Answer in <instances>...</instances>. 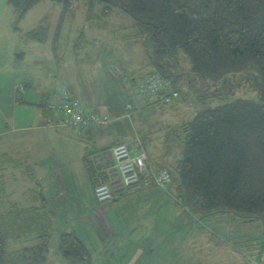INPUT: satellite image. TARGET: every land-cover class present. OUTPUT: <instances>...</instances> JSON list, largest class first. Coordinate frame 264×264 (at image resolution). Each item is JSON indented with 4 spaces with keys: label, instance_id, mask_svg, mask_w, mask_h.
<instances>
[{
    "label": "rangeland",
    "instance_id": "1",
    "mask_svg": "<svg viewBox=\"0 0 264 264\" xmlns=\"http://www.w3.org/2000/svg\"><path fill=\"white\" fill-rule=\"evenodd\" d=\"M62 1L39 0L23 21L17 19L15 12L1 16L0 27L4 32L9 27L20 28L14 31L23 32L36 26L42 19L43 26H52L53 21L60 20L57 19V12L61 11L64 33L71 27L70 33L64 35L65 38H59L60 45L56 51L50 50L46 44L41 47L37 58L41 60L42 67L33 69L32 74L48 78L45 92L50 93L55 90L56 77L64 69L70 72L69 65L72 63L81 62L84 67L83 73H80L82 78H86L94 70L105 71L111 62L118 63L124 69V78L119 79L123 81L117 82L118 78L114 79L112 75L108 79L117 83L120 90L109 91L106 88L105 93L100 94L106 107L118 106L121 109L118 114L124 113V117H127L122 121L129 132L130 121L137 124L136 135L141 140L137 138L136 142L142 145L144 142L148 149L151 148L155 155L154 165L166 162V166L171 168L182 158L184 144L178 126L197 112L239 99L258 100L264 95V88L258 86L255 64L245 65L234 73L208 77L194 71L190 59L183 53L176 57L169 54L158 59V54L153 53L156 43L146 29L149 26L139 24L121 9L115 8L111 16H105L98 6L89 10L84 3L71 0V8L67 9L68 3L64 4ZM0 34V57L9 60L11 55L20 61L21 55L24 56L25 53L23 45L17 42L13 51V44L4 40L3 32ZM77 39L80 41L75 45ZM70 46L78 47V54ZM24 60L29 64L34 63L26 58ZM156 62L172 74L166 76V79L178 92V96H171L169 101L165 98L159 100L158 97L157 101L151 102L155 97L140 95L129 78V82L125 78L129 75L142 76L143 73L139 72H146L150 66L152 68L148 72L155 70ZM21 68L23 70V65ZM159 70L162 68L159 67ZM65 71L58 80L66 75ZM94 78L93 75L86 82H95ZM67 86L72 91L75 85L68 82ZM73 97L85 102L78 91ZM124 100L127 101L126 104ZM133 103L136 104L135 107ZM87 108L91 110L89 105ZM52 131L54 130H49L47 134L53 135ZM32 135V148L48 158L45 169L39 170L37 174L47 178L35 177L34 168L31 172L34 178L27 187V193L24 192L27 179L18 175L23 166L9 158L8 150L0 149V214L6 218L9 213L18 215L17 220L26 221L27 224L21 226V230L18 227L12 230L13 234L7 240L8 250L17 252L22 247L33 244L37 229L33 231L32 226L44 225L51 218L53 226L49 229L48 254L51 264L61 263L57 243L60 233L68 231L77 233L90 252L94 264H264V230L260 221L243 219L225 212L205 217L195 215L190 212L188 205L179 203L171 183L166 185L169 193L160 189L158 192L155 187L145 186L142 189H146L142 190L139 186L125 190L128 193L126 196L122 194L109 203H98L94 194L92 196L87 191L91 189L96 176L87 168L89 178H70L77 183L75 195L67 191V197L60 196L54 183L56 180L63 182L65 175H59L61 172L54 169V160L65 158L68 171H77L74 166L76 163L79 165V161H73L78 149L74 146L71 149L69 147L68 151H60L55 141H45L43 137L36 139L35 132ZM4 142L0 140V144ZM46 143L47 154L44 151ZM60 146L63 148L62 143ZM33 156L37 162L39 158L34 153ZM90 161H94L93 158ZM98 175V179H104L103 175ZM31 186L33 190L28 191ZM75 198L77 209H74ZM92 208L94 209L86 215ZM37 217L43 220L38 221ZM32 219H37L38 222L33 224Z\"/></svg>",
    "mask_w": 264,
    "mask_h": 264
},
{
    "label": "trees",
    "instance_id": "2",
    "mask_svg": "<svg viewBox=\"0 0 264 264\" xmlns=\"http://www.w3.org/2000/svg\"><path fill=\"white\" fill-rule=\"evenodd\" d=\"M6 1L20 21L39 0ZM75 1L84 3L89 10L98 6L105 16H111L115 8L121 9L139 24L149 26L145 28L156 43L153 53L158 54V59L183 53L194 71L208 77L234 73L255 64L258 86L264 88V0ZM62 2L68 3L67 9L71 8V0ZM26 37L43 42L47 30L39 24ZM155 68L142 76L125 78L136 88L147 75L157 73L167 87L153 97L167 99L176 91L166 79L172 74L159 62ZM178 128L184 144L182 158L171 168L165 163L153 164L157 167L149 161L148 164L153 169H168L179 203L188 205L190 212L200 217L225 212L258 220L264 230V95L258 100L239 99L199 111ZM86 166L96 175L97 184L99 175L94 164L89 160ZM17 217L0 214V264H51L48 254L52 219L32 226L33 231L37 229L34 243L13 252L7 249L12 230L27 226L26 221L19 222ZM36 220L31 223H37ZM57 250L60 264H94L74 231L60 233Z\"/></svg>",
    "mask_w": 264,
    "mask_h": 264
},
{
    "label": "crops",
    "instance_id": "3",
    "mask_svg": "<svg viewBox=\"0 0 264 264\" xmlns=\"http://www.w3.org/2000/svg\"><path fill=\"white\" fill-rule=\"evenodd\" d=\"M60 12H57V19L60 18V20L58 19L56 20V22L53 21L54 24L52 26H49L48 24L44 26L47 30V38L43 42L30 40L26 37V33L31 31L39 24L43 23V19L39 21L36 26L23 32L17 31L18 33L14 31V29L19 30L20 28L18 29L9 27L4 32L0 27V32H3V34L5 35L4 40L9 42L8 44H13V51H15L17 42L22 44L23 49L25 50L24 56L21 55L20 61L18 59L12 58L11 55H9V60L7 58L3 59L2 57H0V140L5 141L3 144H0V149L8 150L10 154L9 158H11L14 163H18L23 166V168L19 170L18 175L21 177L23 176L25 179H27V182L25 181L24 183V192L27 193V187L31 185L32 178H34V176H32L31 174L34 168L35 169L33 171L35 172V177L47 178L46 176L37 174L39 170L45 169L44 166L47 165L46 161L48 158L47 155H43L40 151H35L32 148L33 144L30 141V135H32V132H35L36 139L37 137L38 139H42L43 137L45 141H55V145L56 147H58V149H60V151H68L69 147L71 149L75 148L74 146H76L78 151H76L75 153L73 162L76 163L79 161V165H77L76 163V165L74 166L77 171L69 172L67 160H65V158L57 159L56 156H53V158H56L54 160V169L57 172H61V174L59 175H65V179L63 182H61L60 180H56L54 184L58 188V194L60 196L63 195L67 197V191H70L71 193H73V195H75L74 192L75 188L77 187V183L75 181H72L70 179L71 177L73 179L75 177H77L78 179L89 178L86 163L90 160V158L95 157L96 151L107 150L111 147L112 144L117 142L126 143L127 145H129V147H133L137 144V138L139 141L141 140V138L136 135V131L138 132V128L136 126L137 124L135 125L132 121H130L131 123L129 126L131 128V132H129L127 126L122 121L127 117H124V113L118 114L121 109L118 106L112 108L106 107L104 104V100L100 94L102 92L105 93L106 88L109 89V91L120 90V87L117 83L110 82L108 79V76H111L109 68L112 65H117L118 63L115 64L111 62L108 68L103 72L98 70H94V72L91 71L90 74L86 75V78H82L80 76V73H83L82 71L84 70L81 62L79 61L75 64L72 63L71 65H69L70 72H66L64 69L56 77L55 81L57 84L55 86V90L50 93L45 92L47 89L46 84L48 78L42 75L34 76L35 73L32 74L33 69H40L42 67L41 60L37 58L38 54L41 53V47L46 44L50 50L56 51L60 45L58 43L59 38L64 37V35H69L70 33L69 30L71 29V27H69L68 30L64 33V19L62 13ZM13 13V8L7 3L6 0L4 2L0 1V17H5L6 15ZM26 15L21 19L22 21L26 18ZM0 36H2V34H0ZM72 39L74 40L75 38L73 37ZM79 41L80 40L77 39L75 45ZM71 47L74 51H76L74 53L78 54V47L75 48L74 46H70V48ZM31 57L33 60H31ZM24 58L28 59L31 62L34 61V63L29 64L27 60H24ZM21 65H23V70L21 68ZM26 66L29 67L27 68ZM117 66L122 69L119 64ZM151 68L152 66H150L146 72L139 73H143L142 75L147 74V72L150 71ZM64 71L66 72V75L58 80L59 76ZM107 72L108 75L106 74ZM93 75L95 77V82L91 80L88 84L86 82L87 79L93 78ZM122 76H124V69H122L121 76L117 77L118 79L115 77L118 80L117 82L123 81L119 80L120 78H122ZM68 82L74 83L75 85L74 87H72V91L67 86ZM137 82H141V78L137 79ZM19 86H23V89H25L22 92H19ZM62 88H65L68 91L70 97L73 99L77 98L73 97V94H76L78 91V95H81L85 100V102H83L82 100L80 102L78 98L77 99L79 101L76 99L83 107V109L88 112L103 113L108 116L109 122L101 128L91 127L80 136L77 135L70 127L63 125L62 116L50 109V105L52 103L61 100L62 95L60 90ZM129 98L132 101V96H130ZM155 98L151 99L150 101L154 102L160 99L158 97ZM124 101L126 104L127 101ZM87 105L91 107V110H88ZM133 105L134 107L136 106L135 103H133ZM131 111L134 112L132 108ZM49 130H54L52 131L53 135H48ZM6 137L8 138L5 139ZM60 143H62L63 148L60 146ZM143 145L148 156V161L151 165H153L155 161V155L152 153L151 148L148 149L146 147L144 142ZM45 146L46 148L44 149V151L47 154L48 144L46 143ZM33 153L39 158L37 162L35 160V157L33 156ZM40 157L43 158L40 159ZM164 163L166 162H162L161 164ZM157 166L153 165V167ZM13 168L15 169V164ZM14 172L16 171L14 170ZM115 180L118 181L119 177H116ZM95 185L96 184L94 178L93 185L90 187L91 189L87 190L88 192H90L88 194H92L93 196ZM140 187V189H142L143 187H145V185H140ZM146 187H155V189L157 188L154 185ZM145 189L146 188L142 190ZM31 190H33L32 186L28 188V191ZM40 191L42 194V187ZM157 191L159 192L158 188ZM13 193H16V191H14ZM115 193V198L113 200H116L122 194H124V196L128 195L126 191L123 193H121V191ZM24 197L26 198L25 193ZM73 203L74 209H77L78 203L76 198L75 200H73ZM20 208H22V206ZM94 208L88 210L86 212V215L89 214ZM68 225H70V222L68 223Z\"/></svg>",
    "mask_w": 264,
    "mask_h": 264
},
{
    "label": "built area",
    "instance_id": "4",
    "mask_svg": "<svg viewBox=\"0 0 264 264\" xmlns=\"http://www.w3.org/2000/svg\"><path fill=\"white\" fill-rule=\"evenodd\" d=\"M109 72L113 77L122 74L117 65H112ZM166 85L161 75L153 73L147 75L135 88L145 97H153L160 94ZM19 90H23L19 86ZM61 100L54 102L50 108L62 116V124L70 127L77 135H82L90 127L100 128L109 122L108 116L103 113H92L83 109L80 103L70 97L65 88L60 90ZM178 96V92H172V97ZM94 164L98 174L104 179H99L95 186L94 194L97 202H110L115 192H122L145 186H156L162 191L170 183L171 176L167 169H153L148 164L147 153L142 144L137 143L129 147L126 143H115L109 149L95 154ZM119 177L116 181L115 178Z\"/></svg>",
    "mask_w": 264,
    "mask_h": 264
},
{
    "label": "bare ground",
    "instance_id": "5",
    "mask_svg": "<svg viewBox=\"0 0 264 264\" xmlns=\"http://www.w3.org/2000/svg\"><path fill=\"white\" fill-rule=\"evenodd\" d=\"M119 68H120V67H119ZM67 92H68V91H67ZM171 96H172V94H171ZM171 98H172V97L167 98V101H169ZM50 109H51V108H50ZM51 110H52V109H51ZM52 111H53V110H52ZM53 112H54V111H53ZM92 113H93V112H92ZM108 119H109V118H108ZM65 126H66V125H65ZM90 128H91V127H90ZM117 143H119V142H117ZM114 144H115V143H114ZM112 145H113V144H112ZM112 145H111V146H112ZM128 146H129V145H128ZM94 158H95V157H93V160H94ZM94 189H95V188H94ZM122 192H124V191H122ZM115 194H116V193H115ZM94 196H95V194H94ZM95 198H96V197H95ZM114 198H115V195H114ZM114 198H113V199H114ZM113 199H112V200H113ZM112 200H111V201H112ZM111 201H110V202H111ZM98 203H99V202H98ZM107 203H109V202H107Z\"/></svg>",
    "mask_w": 264,
    "mask_h": 264
},
{
    "label": "water",
    "instance_id": "6",
    "mask_svg": "<svg viewBox=\"0 0 264 264\" xmlns=\"http://www.w3.org/2000/svg\"><path fill=\"white\" fill-rule=\"evenodd\" d=\"M50 1H62V0H50Z\"/></svg>",
    "mask_w": 264,
    "mask_h": 264
}]
</instances>
